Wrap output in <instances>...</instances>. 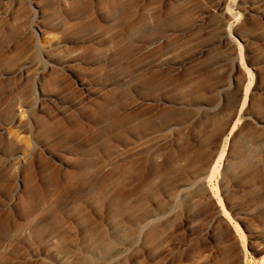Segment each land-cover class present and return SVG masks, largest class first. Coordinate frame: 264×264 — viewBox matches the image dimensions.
I'll list each match as a JSON object with an SVG mask.
<instances>
[{
  "label": "rangeland",
  "instance_id": "1",
  "mask_svg": "<svg viewBox=\"0 0 264 264\" xmlns=\"http://www.w3.org/2000/svg\"><path fill=\"white\" fill-rule=\"evenodd\" d=\"M258 248L264 0H0V264H253Z\"/></svg>",
  "mask_w": 264,
  "mask_h": 264
},
{
  "label": "bare ground",
  "instance_id": "2",
  "mask_svg": "<svg viewBox=\"0 0 264 264\" xmlns=\"http://www.w3.org/2000/svg\"><path fill=\"white\" fill-rule=\"evenodd\" d=\"M251 87H252V82L249 81L248 84L245 86L244 101H243V104L241 105L240 111H243L244 108L247 106L248 96H249V92H250ZM236 128H237V122L232 126V128H230V133L228 134V137L224 140V144L222 146L223 147L222 151L219 154V158L216 162L214 169L212 170L211 173L208 172V176L206 177L207 180L209 179L208 181H211V179L214 177V174L216 173L215 171L217 169L216 166L223 159V157L226 153L227 147H228V142L230 140V137L233 134V132L236 130ZM210 193H212V192L210 191ZM211 196H213V194H211ZM219 203L221 204V201H219ZM218 214H219L218 216H220L222 219H229L230 218L229 213L227 212V210L224 207H222L220 209ZM234 230H235L237 236H243V232L239 226H235ZM120 237H121V235L118 238H120ZM110 251H111V247L105 245V246L100 248L99 254L107 255ZM255 252H256L258 258L253 264H264V248H258Z\"/></svg>",
  "mask_w": 264,
  "mask_h": 264
},
{
  "label": "water",
  "instance_id": "3",
  "mask_svg": "<svg viewBox=\"0 0 264 264\" xmlns=\"http://www.w3.org/2000/svg\"><path fill=\"white\" fill-rule=\"evenodd\" d=\"M246 82L244 83V85H243V87H242V90H241V93H240V97H239V100H238V103H237V106H236V108L238 109V110H240V108H241V105L243 104V101H244V90H245V86H246ZM230 133V129H229V131L226 133V136H228V134ZM208 176V172L206 173V175H205V178Z\"/></svg>",
  "mask_w": 264,
  "mask_h": 264
}]
</instances>
